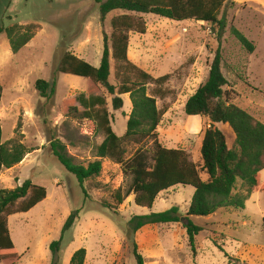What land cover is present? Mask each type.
Returning a JSON list of instances; mask_svg holds the SVG:
<instances>
[{"label": "rangeland", "instance_id": "1", "mask_svg": "<svg viewBox=\"0 0 264 264\" xmlns=\"http://www.w3.org/2000/svg\"><path fill=\"white\" fill-rule=\"evenodd\" d=\"M104 1L0 0L1 28L38 27L17 54H12L5 33H0V144L14 141L31 150L20 164L1 172L0 190H14L26 180L46 190V198L30 211L6 218L18 258L0 264H69L80 249L85 250L84 264H136L134 249L143 264H264L263 192L250 194L244 209L236 213L218 209L206 218L191 217L190 222L203 229L195 238V254L188 246L183 221L148 225L137 231L130 223L134 217L162 213L172 207L184 217L193 188L176 186L163 192L150 209L136 207L132 195L121 205L111 199L117 190L127 189L129 178L109 159L95 157V148L105 136L94 121L79 118L83 109L75 98H103L110 126L121 137L131 111L129 95L121 96L123 107L114 111L112 96L102 86L56 73L66 53L97 68L105 40L110 50V22L121 13L111 12L102 21L99 3ZM217 18L225 23L219 36L217 28L207 23L142 15L146 32L130 33L127 50L129 61L153 79L169 75L160 87L153 82L146 84V94L155 99L158 110L165 111L156 129L158 142L167 149L184 150L199 168L203 131L209 122L186 116L184 105L205 82L216 50L231 103L264 125V4L262 0H227ZM231 27L253 42L252 54L230 34ZM109 64L108 82L116 88L125 74L116 73L111 56ZM126 76L137 80L133 74ZM37 81H55L51 99L39 96ZM158 89L164 91L163 99L156 96ZM72 107L77 116L68 115ZM54 140L66 147L77 164L86 167L101 161L99 177L83 184L85 195L75 177L52 156L49 144ZM144 146L150 147L151 142ZM130 150L127 147V152ZM200 175L205 181L204 174ZM258 182L264 184V170ZM236 192H245L240 183ZM74 211H78V217L62 235ZM61 235L58 252L53 255L49 246Z\"/></svg>", "mask_w": 264, "mask_h": 264}, {"label": "trees", "instance_id": "2", "mask_svg": "<svg viewBox=\"0 0 264 264\" xmlns=\"http://www.w3.org/2000/svg\"><path fill=\"white\" fill-rule=\"evenodd\" d=\"M227 0H106L99 3L100 19L111 12L122 11L125 14L114 17L111 22L110 50L104 41L102 56L97 68L72 54H64L58 62L56 73L84 78L95 85L102 86L112 96L111 106L114 111L121 110V96L129 95L131 111L126 122L125 133L118 137L110 126L111 117L101 97L80 95L75 98L83 112L79 118L92 120L105 138L95 148V157L109 159L117 164L122 174L129 178L127 189L117 190L111 195L116 205L133 196L136 207L150 209L157 197L176 186H189L194 193L184 217L179 215L176 207L168 211L134 217V231L148 225L184 223L187 242L195 254V238L203 229L190 222L191 217H209L218 209L236 213L244 209L249 195L254 192L264 193V184H259V173L264 170V125L256 122L248 113L233 105L229 93L224 90L228 85L220 71L221 56L215 51L210 63L208 76L195 92L186 100V116L207 119L208 128L203 131L200 148L201 167L191 161L184 150L167 149L158 142L156 129L164 110L156 108L153 97L146 94V84L153 82L160 87L169 80V75L153 79L150 75L133 65L128 57L129 34L144 35L145 24L141 15H153L174 22L194 21L207 23L217 28L218 36L225 29L223 19L218 14ZM35 25L0 27L4 32L12 54H17L28 44L37 30ZM230 34L249 54L255 51L253 42L236 28H230ZM109 56L116 65V73L125 76L115 88L108 82L110 75ZM129 74L137 80L129 78ZM55 81L51 83L37 81L36 91L43 99L49 100L55 94ZM160 99L164 91L155 92ZM71 101H68L70 103ZM74 102V101H72ZM69 114L77 116L75 107ZM68 115L66 117H68ZM1 140V130H0ZM151 142L150 147H145ZM52 156L73 175L85 195L83 184L89 179L99 177L101 161L96 160L86 167L77 164L68 155L66 147L58 140L50 142ZM127 147L131 150L127 152ZM31 150L19 142L9 141L0 144V174L20 164ZM201 173L206 180L203 181ZM245 189L244 193L236 192L237 184ZM46 198V190L26 180L21 186L11 191L0 190V263L18 258L7 228V217L17 213H27ZM109 209L112 207L108 206ZM78 217V211L67 218L62 235L71 229ZM264 232V220L262 223ZM49 246L55 255L62 239ZM136 264H143L142 257L133 250ZM85 250H77L69 264H84Z\"/></svg>", "mask_w": 264, "mask_h": 264}, {"label": "crops", "instance_id": "3", "mask_svg": "<svg viewBox=\"0 0 264 264\" xmlns=\"http://www.w3.org/2000/svg\"><path fill=\"white\" fill-rule=\"evenodd\" d=\"M262 3L264 4V0H262ZM114 12H120L121 14L120 15H122V14H125L124 12H122V11H114ZM142 16V15H141ZM130 39V38H129ZM127 53H128V51H127ZM200 119V118H199Z\"/></svg>", "mask_w": 264, "mask_h": 264}]
</instances>
